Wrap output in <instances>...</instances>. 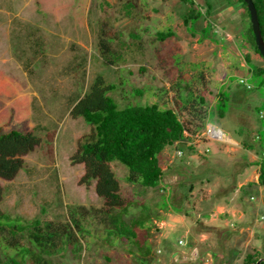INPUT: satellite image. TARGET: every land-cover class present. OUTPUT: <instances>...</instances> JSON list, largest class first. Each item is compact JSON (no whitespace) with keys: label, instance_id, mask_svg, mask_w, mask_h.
Listing matches in <instances>:
<instances>
[{"label":"rangeland","instance_id":"obj_1","mask_svg":"<svg viewBox=\"0 0 264 264\" xmlns=\"http://www.w3.org/2000/svg\"><path fill=\"white\" fill-rule=\"evenodd\" d=\"M207 1L211 25L203 27L201 18L187 28L189 7L179 0H0V73L19 83L18 96L29 102V126L40 139L22 156L24 167L14 179L0 177L3 221L24 226L40 219L60 233L74 217L80 227L74 229L79 242L70 246L55 236L49 255L34 246L29 231L7 229L4 236L18 247H5L0 235L3 257L16 248L22 251L19 264H32L34 255L47 264H242L251 252L264 255V189L239 185L250 150L259 153L264 144V75L250 70L263 61L246 62L244 54L255 49L246 47L242 2ZM195 8L208 6L195 0ZM159 32L171 35L161 40ZM101 40L112 63L101 55ZM99 77L116 86L109 95L121 107L157 103L175 109L198 157H189L184 143L165 147L164 179L154 188L130 184L127 167L112 162L124 205L109 217L100 212L104 200L95 181L80 183L84 164L71 160L78 140L91 132L72 108ZM218 93L227 98L223 115ZM208 125L236 137L241 148L228 151V142L210 137L196 142L201 133L208 137ZM218 202L240 209L243 217L222 213L211 220ZM116 215L135 237L119 238ZM194 248L197 258L181 260Z\"/></svg>","mask_w":264,"mask_h":264},{"label":"trees","instance_id":"obj_2","mask_svg":"<svg viewBox=\"0 0 264 264\" xmlns=\"http://www.w3.org/2000/svg\"><path fill=\"white\" fill-rule=\"evenodd\" d=\"M188 5L189 10L184 15V25L189 28L201 18H204L205 26L211 25L212 9L209 2L205 0L206 8L199 11L195 8V0H179ZM242 8L245 10V20L248 19L246 34L248 40L246 47L255 49L254 52H246L245 59L247 64L253 59L258 58L263 64H254L253 73L264 75V57L258 50L255 41V35L250 20V12L247 3L244 0ZM260 21V29L264 39V0H253ZM194 21V22H193ZM205 31V30H203ZM159 37L164 40L170 37V32H159ZM201 40L207 39L206 35L201 36ZM101 55L103 59L112 63L108 56L109 49L106 41H100ZM116 86L107 84L103 77H99L92 84L91 88L72 108L74 117L82 116L91 126V132L78 140L77 149L72 156L73 163H83L85 173L80 179V183L89 186L95 181V191L98 196L104 200V205L100 212L110 216L113 209L121 208L124 201L121 194V186L114 173L111 163L118 161L125 165L128 174L125 179L130 184H139L144 187H157L164 179V170L161 167L160 155L165 147L176 143H184L186 138L185 132L188 128L180 119L179 113L173 108L163 109L157 103L150 105H125L119 106L109 92L115 90ZM251 88V87H249ZM20 85L16 80H5L4 74L0 73V177L5 180H12L18 172L24 167L25 154L31 153L39 145L40 139L33 134L29 126L30 110L27 99H21ZM219 95V114L223 115L226 107L227 98L223 94ZM201 104L205 98H200ZM197 112V109H194ZM203 112V119L207 118V111ZM260 119L264 124V110H259ZM264 133V131H263ZM246 147L247 145L244 144ZM192 153L193 146L189 147ZM259 162V179L258 184L264 188V144L258 153ZM3 200V187L0 185V235L4 236L8 229L9 233L14 234L15 229L25 232L29 231L30 241L38 250L49 255L55 250V236L64 237L70 246L79 242L75 228H80L75 219L72 223H67L61 228L59 233L53 228L51 223H43L40 219L33 223L23 225H7L3 219L5 213L1 208ZM103 219V217H102ZM114 228L119 238L131 239L135 237L133 230L118 216L112 219ZM4 236L3 238H6ZM62 241V242H63ZM5 247H18L15 239H7L4 242ZM26 249L29 254L31 250L28 247L19 246ZM17 253L6 255L0 254V264H19L17 261L20 249L16 248ZM72 250H74L72 248ZM33 254V253H32ZM264 257L261 251L257 254L251 252L246 255L242 264H256ZM32 264H47V261L41 256H33ZM30 262V263H31ZM259 264H264L261 261Z\"/></svg>","mask_w":264,"mask_h":264},{"label":"crops","instance_id":"obj_3","mask_svg":"<svg viewBox=\"0 0 264 264\" xmlns=\"http://www.w3.org/2000/svg\"><path fill=\"white\" fill-rule=\"evenodd\" d=\"M210 126V125H208ZM208 128H213L214 130L218 129V128H214V127H208ZM217 132H221V134L223 135L222 137H218V135L212 133V134H208V137L202 138L201 139V135L204 136V134H200V136H197L199 138H196V142H199L200 140H203L205 142H207L210 138H214V139H221V140H225L226 142H228L230 144V146L227 148L228 151H235L238 150L239 148H241V142L236 138L233 137L231 134H225L224 132H222V130H216ZM192 136L190 135V133H188V136H186V138H184L182 140V142H184V144L188 145L189 147L192 146ZM224 137V138H223ZM223 138V139H222ZM253 149V148H250ZM193 153V154H192ZM191 155L189 157L192 158H196L198 160L197 155L192 152ZM250 155H249V162L246 164L247 169L244 170V180L242 182L239 183L240 186H244L246 184L250 185L252 183H258V179H259V162H260V156L258 155L257 152L250 150ZM261 186V185H260ZM262 189H264L261 186ZM220 213V214H219ZM222 213H226V215H230L231 216H235L236 214L239 215V217H243V213L240 209H236V208H232L228 203H223V202H218L216 205V211L212 213V218L211 220H213L214 218H218V215H221ZM250 237H253V235H251ZM193 250H195L196 252L194 253H189V254H179L181 256V260L182 259H195L198 257L199 252L196 248H194Z\"/></svg>","mask_w":264,"mask_h":264},{"label":"water","instance_id":"obj_4","mask_svg":"<svg viewBox=\"0 0 264 264\" xmlns=\"http://www.w3.org/2000/svg\"><path fill=\"white\" fill-rule=\"evenodd\" d=\"M244 1L247 3V7L250 12V20L255 35L256 45L258 47V50L264 57V39L260 29V21H259L256 5L253 0H244ZM261 261H264V257L260 258L256 264H259Z\"/></svg>","mask_w":264,"mask_h":264},{"label":"built area","instance_id":"obj_5","mask_svg":"<svg viewBox=\"0 0 264 264\" xmlns=\"http://www.w3.org/2000/svg\"><path fill=\"white\" fill-rule=\"evenodd\" d=\"M212 133L218 135L219 137H222V136H221V135H222L221 132H217V131L214 130L213 128H209V129H208V134H212ZM180 242H183V241L180 240Z\"/></svg>","mask_w":264,"mask_h":264}]
</instances>
